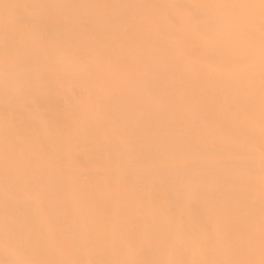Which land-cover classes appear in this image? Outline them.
<instances>
[{
	"label": "bare ground",
	"instance_id": "bare-ground-1",
	"mask_svg": "<svg viewBox=\"0 0 264 264\" xmlns=\"http://www.w3.org/2000/svg\"><path fill=\"white\" fill-rule=\"evenodd\" d=\"M35 2L113 6L75 10L100 22L93 28L106 42L107 58L96 67L86 90L76 78L42 97L35 110L50 127L32 130L39 147L29 142L10 172L3 157L0 103V232L6 213L17 221L39 218L37 230L50 237L48 251L28 257L39 260L133 258L121 251L124 238L147 231L150 239L136 259L258 262L262 169L258 29L252 41L242 30L237 42L242 63L254 62L255 89L250 91L244 83L246 73L209 61L203 51L185 45L179 28L167 19L169 11L178 15L177 10L154 7L177 0ZM3 14L0 8V17ZM108 18L117 23L105 28ZM73 86L85 94L78 110L69 101ZM248 105L255 110L253 148L245 137L221 131L225 123L239 127L241 120L235 117L238 113L243 117ZM128 175L133 179L124 180ZM6 183L13 189L8 206ZM38 185L48 193L42 203L36 200ZM65 206L72 208L71 215ZM69 234L83 240L79 252L66 244ZM250 234L255 241L248 251ZM233 239L245 247L233 249L228 243ZM170 240L177 249L172 257L164 251ZM5 258L0 252V260Z\"/></svg>",
	"mask_w": 264,
	"mask_h": 264
},
{
	"label": "snow or ice",
	"instance_id": "snow-or-ice-1",
	"mask_svg": "<svg viewBox=\"0 0 264 264\" xmlns=\"http://www.w3.org/2000/svg\"><path fill=\"white\" fill-rule=\"evenodd\" d=\"M111 5H88L62 2H29L17 0L16 3H3L0 8V103L4 105L3 119V157L6 172H10L17 156L25 154L28 143L37 148L39 141L33 129L50 127L41 113L35 110L41 105L42 97L50 95L73 79L79 78L83 89H87L96 67L107 58L105 40L95 36L93 25L100 22L92 17L78 14L77 9H98ZM119 7L143 9L151 5H121ZM154 7L177 10L178 15L169 11L168 22L180 30L185 45L203 51L207 60L222 62L225 67H236L246 73L244 82L252 91L255 89L254 62L242 63L237 51V42L243 35L249 41L258 29L260 37V76H259V124L260 153L262 157L260 186V260H227L222 262L206 260H180L175 258L143 261L134 258L150 239V234H129L124 238L121 251L129 259L120 261L68 259L62 261L31 259L34 252H46L50 237L40 233L36 225L39 218L30 221H17L6 213L2 232H0V252L6 257L0 264H264V0H177L176 3L160 4ZM114 18L104 21L105 28L116 24ZM55 51L58 56L50 54ZM69 101L75 109L85 102V94L75 86L68 93ZM239 127L225 123L221 131L228 135L243 136L250 148L255 146L251 125L255 122V110L248 105ZM127 141H125L126 143ZM251 171V170H250ZM129 181L132 175L123 177ZM10 202L13 189L5 185ZM38 203L43 202L47 190L38 185L35 188ZM60 189L56 190L59 195ZM65 213L71 215L72 208L65 206ZM255 237L250 234L246 248L251 251ZM83 240L79 235L69 234L66 244L73 252H79ZM209 244L213 241L209 240ZM230 247L239 251L245 245L239 240H229ZM165 253L172 257L177 253L173 241H167Z\"/></svg>",
	"mask_w": 264,
	"mask_h": 264
}]
</instances>
